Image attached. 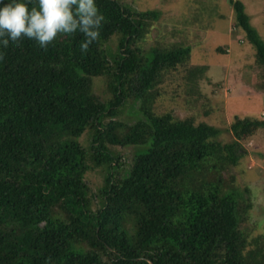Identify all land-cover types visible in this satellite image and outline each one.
<instances>
[{"label":"trees","instance_id":"trees-1","mask_svg":"<svg viewBox=\"0 0 264 264\" xmlns=\"http://www.w3.org/2000/svg\"><path fill=\"white\" fill-rule=\"evenodd\" d=\"M96 2L105 22L86 54L78 32L58 34L45 49L27 38L0 48V264H264V250L239 227L249 198L225 178L245 154L240 138L264 131V118L233 117V140L221 143L214 126L154 113L144 97L185 64L189 48L144 52L138 43L159 13ZM229 4L230 32L242 33L264 72V40L242 2ZM140 100L132 124L102 125ZM88 133L87 151L78 139ZM108 145L143 151L116 176ZM89 163L105 169L95 211Z\"/></svg>","mask_w":264,"mask_h":264},{"label":"rangeland","instance_id":"rangeland-1","mask_svg":"<svg viewBox=\"0 0 264 264\" xmlns=\"http://www.w3.org/2000/svg\"><path fill=\"white\" fill-rule=\"evenodd\" d=\"M116 1L133 11L159 13L138 43L144 52L173 45L190 50L185 64L165 72L161 81L144 97L154 113L167 112L176 119L192 118L195 123L214 126L220 130L217 140L221 143L233 140L227 130L233 117L264 118V72L254 63V49L242 33L230 32L234 19L229 0ZM239 1L244 5L250 24L264 40V0ZM115 45L116 38L113 37L108 47L114 50ZM217 48L224 53H219ZM193 67H204V70L199 75L191 74ZM104 89L101 79H93L92 92L101 101L107 98ZM141 102L137 101L132 110L131 105L120 107L114 117L104 118L102 125L110 121L132 124L140 118L136 111ZM252 131L240 138L245 154L238 165L225 173V178L227 181L233 179L245 199L249 198L251 207L239 227L252 242V248L256 241L264 250V131ZM90 137L91 133H88L78 139L87 151ZM108 149L118 157L116 176H122L134 154L143 151L134 146L108 145ZM104 175L103 167L89 163L84 181L90 191L92 211L100 206L99 190ZM245 189L249 192L245 193Z\"/></svg>","mask_w":264,"mask_h":264},{"label":"clouds","instance_id":"clouds-1","mask_svg":"<svg viewBox=\"0 0 264 264\" xmlns=\"http://www.w3.org/2000/svg\"><path fill=\"white\" fill-rule=\"evenodd\" d=\"M0 0V48L27 38L41 49L58 34L80 33L81 53L98 40L105 16L96 0Z\"/></svg>","mask_w":264,"mask_h":264},{"label":"built area","instance_id":"built-area-1","mask_svg":"<svg viewBox=\"0 0 264 264\" xmlns=\"http://www.w3.org/2000/svg\"><path fill=\"white\" fill-rule=\"evenodd\" d=\"M262 116H263V114H262Z\"/></svg>","mask_w":264,"mask_h":264}]
</instances>
